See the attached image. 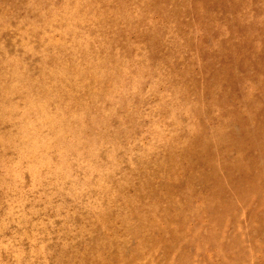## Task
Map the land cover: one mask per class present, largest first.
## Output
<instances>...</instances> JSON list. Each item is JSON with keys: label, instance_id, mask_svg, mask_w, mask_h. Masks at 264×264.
I'll return each instance as SVG.
<instances>
[{"label": "rangeland", "instance_id": "374dc122", "mask_svg": "<svg viewBox=\"0 0 264 264\" xmlns=\"http://www.w3.org/2000/svg\"><path fill=\"white\" fill-rule=\"evenodd\" d=\"M0 264H264V0H0Z\"/></svg>", "mask_w": 264, "mask_h": 264}]
</instances>
